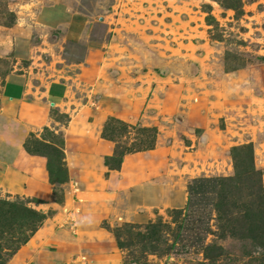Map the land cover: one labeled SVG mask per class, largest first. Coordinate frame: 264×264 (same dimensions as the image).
<instances>
[{
	"label": "rangeland",
	"instance_id": "374dc122",
	"mask_svg": "<svg viewBox=\"0 0 264 264\" xmlns=\"http://www.w3.org/2000/svg\"><path fill=\"white\" fill-rule=\"evenodd\" d=\"M25 72L48 125L7 121L31 167L0 168V263L196 264L165 255L188 186L250 147L264 189V0H0V105ZM159 219V255L119 248Z\"/></svg>",
	"mask_w": 264,
	"mask_h": 264
},
{
	"label": "trees",
	"instance_id": "16d2710c",
	"mask_svg": "<svg viewBox=\"0 0 264 264\" xmlns=\"http://www.w3.org/2000/svg\"><path fill=\"white\" fill-rule=\"evenodd\" d=\"M109 127L110 123L107 122L103 136L113 140L105 134ZM244 150L247 153L234 149L236 171L233 177L196 179L188 186L184 209L179 212L169 211V216L178 224L171 242L165 247L167 257L189 259L195 250V255L202 257L197 259L196 264H264L262 173L255 169L252 149L247 147ZM117 159L121 164L123 157L118 156ZM240 165L245 168L241 170ZM213 215L216 230L211 227ZM45 220L46 216L40 215L37 221L27 224L31 236L41 228ZM167 231H170L169 226L159 219L147 225L145 232H137L135 235L129 233L126 243L123 242L119 228L114 231V236L120 249L132 247L130 240L136 237L144 251L148 249L150 254L159 255L157 246L161 234ZM27 241L25 239L21 244ZM129 254L134 257L132 252Z\"/></svg>",
	"mask_w": 264,
	"mask_h": 264
},
{
	"label": "crops",
	"instance_id": "0c3cea01",
	"mask_svg": "<svg viewBox=\"0 0 264 264\" xmlns=\"http://www.w3.org/2000/svg\"><path fill=\"white\" fill-rule=\"evenodd\" d=\"M27 75H29L28 72H25V75H19L18 78L11 77L10 75V80L6 81V84L8 83V87H10L14 93H12V98L9 101L5 100L6 97H1L2 102L0 106V168L14 166L24 173H28L29 166L31 167V158L25 153L22 144L19 146V142L22 143L21 140L25 139L29 133H26V135L19 140L16 133L9 127L7 121L15 117L18 120H24L26 123L40 124V127L48 125L45 113H43V105L19 98V95L27 97L29 90L30 93H32L33 89L35 90L34 94H36L39 92L36 91V88L42 87L43 81L39 83V87L33 88L32 90L28 88L30 77H27ZM21 149L24 152H21ZM29 179L30 178H28V180ZM64 238L63 235L59 234V240ZM67 248L70 251V255L74 250H77L76 246H69ZM64 255L67 256L69 253H65Z\"/></svg>",
	"mask_w": 264,
	"mask_h": 264
}]
</instances>
